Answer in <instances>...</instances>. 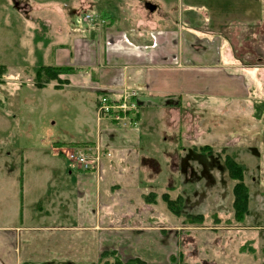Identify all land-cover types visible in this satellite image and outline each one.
I'll list each match as a JSON object with an SVG mask.
<instances>
[{"label": "rangeland", "instance_id": "obj_1", "mask_svg": "<svg viewBox=\"0 0 264 264\" xmlns=\"http://www.w3.org/2000/svg\"><path fill=\"white\" fill-rule=\"evenodd\" d=\"M214 2L226 8L229 0H0V68H4L0 70V264H123L132 257L145 264H264V84L247 70H243L249 89L245 99L182 98L181 106H173L177 113L168 107L159 110L160 119L151 125L146 122L143 139L146 135L153 148L149 155L122 167L115 177L111 170L99 188L100 226H106L99 237L104 248L96 242L90 248L81 230L73 235L62 209L53 214L40 211L44 205L40 201L48 199L44 190L50 170L59 168L64 175L68 164L75 168L66 159L73 148L60 147L54 154L53 143L74 127L80 115L74 113L78 105L66 101L68 92L56 88L66 83L34 87V64L87 67L91 78L99 68L107 69L104 77L119 65L121 56L113 54L114 37L119 41L124 37L131 46H150L161 34L176 41L179 31H192L196 11L209 12ZM146 3L155 9L148 10ZM231 3L234 11L237 0ZM257 45L249 58L252 64L261 63V38ZM92 119L94 127L107 124L104 119L96 123L95 115ZM102 152L103 158H112V151L102 148ZM225 155L244 168L249 213L242 221L233 218L235 181L224 168ZM101 165L102 160L96 178L101 176ZM149 192L156 194L152 202L145 200ZM163 193L171 199L180 197L184 212L201 213L203 221L188 225L182 217H174L160 198ZM44 226L48 230H37ZM148 226L154 228L159 254L145 253L147 244L136 238L139 229ZM129 232L135 235L129 241L132 245H123L119 237ZM103 252L107 254L101 258ZM171 256L179 257L174 261Z\"/></svg>", "mask_w": 264, "mask_h": 264}, {"label": "crops", "instance_id": "obj_2", "mask_svg": "<svg viewBox=\"0 0 264 264\" xmlns=\"http://www.w3.org/2000/svg\"><path fill=\"white\" fill-rule=\"evenodd\" d=\"M230 3L234 5V0L226 2V8H221L220 2H214V8L209 9V12L197 10L192 31H179L176 41L168 34H161L157 35L150 46H131L124 37L119 36L122 38L120 41L114 37L113 54L121 57L119 65L114 67L111 74L102 77V73L105 74L108 70L99 68L92 78L89 72L62 77L66 84L58 91L68 92L66 101L78 105L79 110L74 113L80 116L74 127L58 141H85L93 145L99 142L105 152L113 154L111 159H102L100 178L78 169L73 173L75 168L71 164L67 165L65 176L60 173L59 168L51 169L45 180L47 190H44V194H48V199L46 202L40 201L41 204L44 203L40 211L53 214L60 213L62 209L61 214L66 215L70 223L66 227L75 236L81 230L90 248L95 242L103 246L102 248L106 245L101 243L99 237V231L106 229V226H100L99 211V188L102 189L105 178L111 177V170L115 177L122 167L135 165V160L142 159L143 155L148 156V151L153 149L149 146L150 142L146 141V135L143 139L146 122L151 125L168 107L169 112L177 113L179 109L173 106H181L182 98L211 95L233 101L245 99L246 90L249 89L246 88L248 82L243 70L249 71L250 75L253 73L252 77L260 78L261 85L264 84V0H237L234 11L230 8ZM260 38L261 58L258 60L261 63L252 64L249 58L257 52V41ZM240 47L247 51H241L238 49ZM124 88L136 90L138 93L135 122L131 126L117 123L109 125L107 122L94 127L92 116L95 115L93 109L97 102L95 96L99 92H105L111 99L119 100V91ZM159 110H162L161 113ZM55 149L57 148H54V154H59ZM143 149L146 154L141 152ZM46 206L50 209H46ZM263 208L264 200L261 202V210ZM109 227L127 231L135 229L126 226ZM51 229L55 228L51 226ZM151 229L154 228L148 226L139 229L136 238L140 237L147 244L149 249L145 248V253L159 254L154 246L155 234ZM37 230L48 229L44 226ZM262 231L264 224L261 225ZM125 234L126 237L120 235L119 240L124 241L123 245H132L129 241L132 242L135 235L132 232ZM159 234H162L161 231Z\"/></svg>", "mask_w": 264, "mask_h": 264}, {"label": "trees", "instance_id": "obj_3", "mask_svg": "<svg viewBox=\"0 0 264 264\" xmlns=\"http://www.w3.org/2000/svg\"><path fill=\"white\" fill-rule=\"evenodd\" d=\"M103 15L106 18H109V14L107 12H104ZM3 67L0 68V70ZM4 69V68H3ZM91 69L87 67L82 66H76V65H49L44 64L40 61L36 62L33 66V78L32 82L36 89H42L45 88L50 82L55 81L56 83H66L65 79H60V76L62 75H69V74H77L82 72H90ZM1 81V80H0ZM58 84L56 86H58ZM59 89L58 87H56ZM99 99L97 100V103L95 106H97L100 102L101 97H106L109 102L116 101L109 97L108 93H99ZM260 103V102H259ZM261 109L263 107V101H261ZM256 104L253 105L254 109L258 107ZM262 113V110H261ZM109 125H115V123H109ZM93 143L91 142H67V141H54L53 147L54 148H60L64 146H71L72 148L76 147H91ZM205 148V147H204ZM224 168L226 169L227 175L229 178L233 179L235 181L233 187H232V208H233V218L236 221H242L244 220V217H246L249 213V190L248 187L244 183V168L243 165L232 159L229 155L224 156ZM83 172V171H81ZM83 173H90V172H83ZM156 198V194L154 192H149L147 195H145V200L149 202L151 200L154 201ZM161 200L165 203L168 211L177 218H183V223L188 225H195L196 223H200L203 221V215L201 213L197 214H190L184 212V200H182L180 197H177L175 199H171L167 193H163L160 196ZM264 252V247L262 249ZM114 253V252H113ZM107 252H103L100 254V257H105ZM115 254V253H114ZM179 257V256H178ZM178 257H170L172 260L176 261L175 259H178ZM100 259V258H99ZM120 264V263H117ZM123 264H145L144 261H142L139 258H131L125 261Z\"/></svg>", "mask_w": 264, "mask_h": 264}, {"label": "built area", "instance_id": "obj_4", "mask_svg": "<svg viewBox=\"0 0 264 264\" xmlns=\"http://www.w3.org/2000/svg\"><path fill=\"white\" fill-rule=\"evenodd\" d=\"M120 99L109 102L106 97H101L100 102L95 106V119L97 123L106 120L108 123H117L127 126L133 123L132 119L137 109L136 90L122 89L119 91ZM104 156L102 146L99 142L91 147H76L66 152V159L73 162L76 169L83 172H90L94 176L99 175L101 160Z\"/></svg>", "mask_w": 264, "mask_h": 264}, {"label": "water", "instance_id": "obj_5", "mask_svg": "<svg viewBox=\"0 0 264 264\" xmlns=\"http://www.w3.org/2000/svg\"><path fill=\"white\" fill-rule=\"evenodd\" d=\"M145 7H146L148 10H150V11L153 10V9L155 8V6L152 5V4H150V3L146 4Z\"/></svg>", "mask_w": 264, "mask_h": 264}, {"label": "flooded vegetation", "instance_id": "obj_6", "mask_svg": "<svg viewBox=\"0 0 264 264\" xmlns=\"http://www.w3.org/2000/svg\"><path fill=\"white\" fill-rule=\"evenodd\" d=\"M146 4H148V3H146ZM146 4H145V5H146Z\"/></svg>", "mask_w": 264, "mask_h": 264}]
</instances>
